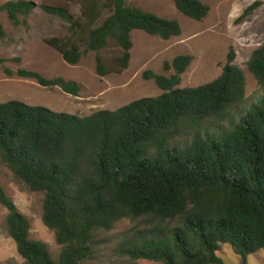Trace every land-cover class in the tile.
I'll use <instances>...</instances> for the list:
<instances>
[{
	"label": "trees",
	"instance_id": "1",
	"mask_svg": "<svg viewBox=\"0 0 264 264\" xmlns=\"http://www.w3.org/2000/svg\"><path fill=\"white\" fill-rule=\"evenodd\" d=\"M72 1L39 4L70 24L66 37L43 41L72 65L95 51L99 76L128 67L133 30L163 40L182 31L177 20L126 0H77L79 17L69 11ZM173 3L196 21L210 10L201 0ZM36 7L32 1L8 0L0 11L17 26ZM4 35L0 22V37ZM109 45L115 56L107 64L100 52ZM234 60L231 47L219 76L177 88L192 61L190 55H177L164 62L165 70H173L169 77L144 72L161 94L87 116L18 100L0 102V159L16 179L43 194L42 221L61 247L54 259L45 244L31 239L29 220L0 186L7 232L25 262L87 264L100 242L97 233L112 230L122 219L144 225L118 244V253L131 263L226 264L217 254L220 244L231 245L243 261L264 250V96L240 109L245 73ZM4 61L0 58V64ZM246 66L264 88V43L251 52ZM3 70L72 96L80 92L77 82L62 77ZM226 121L229 127L223 130L218 125Z\"/></svg>",
	"mask_w": 264,
	"mask_h": 264
},
{
	"label": "rangeland",
	"instance_id": "2",
	"mask_svg": "<svg viewBox=\"0 0 264 264\" xmlns=\"http://www.w3.org/2000/svg\"><path fill=\"white\" fill-rule=\"evenodd\" d=\"M6 1L0 0V5ZM27 1L34 2L37 7L28 16L21 17L22 22L17 26L7 18L5 11H0V22L5 31V35L0 37V58L5 59L0 64V102L18 100L79 116H87L100 109L114 110L141 97L161 94L163 91L153 79L144 78V72L152 71L169 77L173 70H165L164 62H170L180 54L190 55L192 61L181 74L177 88L196 87L212 81L221 73L231 47L235 52L234 64L245 73V100L240 109L244 110L264 96V88L259 86L246 66L251 52L264 43V0H201L210 8L208 15L201 21L181 14L173 0H126L127 5L177 20L182 31L179 36L163 40L142 30H133L128 67L120 73L112 72L105 76L95 72V51L83 54L79 62L72 65L44 43L46 37H66L70 33L68 22L39 7L42 1L55 3L60 0ZM256 2L259 5L248 10ZM69 5L70 13L79 17L81 12L77 0ZM113 48L109 45L100 52L107 64L115 56ZM81 50H84V46ZM5 67L14 72L23 68L37 71L47 78L62 77L75 81L80 85V92L78 96H72L57 87H42L29 78L8 76L3 70ZM235 113L232 112V116L237 120L239 116ZM218 126L226 130L229 122ZM216 130L214 127L210 129L214 133H217ZM0 186L29 220L30 238L45 244L52 258L57 259L61 247L56 243L53 231L44 225L41 218L43 194L31 191L16 179L1 159ZM6 217L7 210L0 203V264H27L17 253L16 245L8 235ZM142 227L144 225L139 221L122 219L112 230L98 232L97 239L100 242L87 264H158L145 259L131 263L128 257L117 251L125 235ZM217 254L226 264H264L263 249L248 255L245 261L229 244H220Z\"/></svg>",
	"mask_w": 264,
	"mask_h": 264
}]
</instances>
